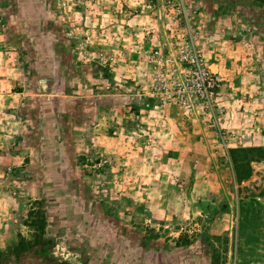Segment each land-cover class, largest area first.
I'll return each mask as SVG.
<instances>
[{"label": "rangeland", "instance_id": "rangeland-1", "mask_svg": "<svg viewBox=\"0 0 264 264\" xmlns=\"http://www.w3.org/2000/svg\"><path fill=\"white\" fill-rule=\"evenodd\" d=\"M0 264H264V0H0Z\"/></svg>", "mask_w": 264, "mask_h": 264}, {"label": "built area", "instance_id": "built-area-1", "mask_svg": "<svg viewBox=\"0 0 264 264\" xmlns=\"http://www.w3.org/2000/svg\"><path fill=\"white\" fill-rule=\"evenodd\" d=\"M150 55L155 59L172 61L170 72L176 75L172 86L174 101H162V105L173 103L185 112L198 107L209 118L217 120L216 114L223 110L217 96L220 76L217 69L211 67V63L206 60L190 35L183 42L177 43L171 54L162 55L157 48H154L150 51ZM219 137L223 138L220 131Z\"/></svg>", "mask_w": 264, "mask_h": 264}, {"label": "trees", "instance_id": "trees-1", "mask_svg": "<svg viewBox=\"0 0 264 264\" xmlns=\"http://www.w3.org/2000/svg\"><path fill=\"white\" fill-rule=\"evenodd\" d=\"M241 205H245V203L243 202Z\"/></svg>", "mask_w": 264, "mask_h": 264}]
</instances>
